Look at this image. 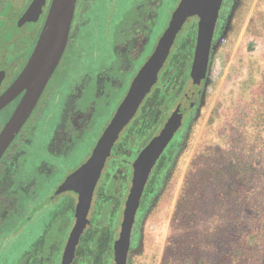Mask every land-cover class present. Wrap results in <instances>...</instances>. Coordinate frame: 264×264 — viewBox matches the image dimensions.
I'll return each mask as SVG.
<instances>
[{"label":"rangeland","instance_id":"374dc122","mask_svg":"<svg viewBox=\"0 0 264 264\" xmlns=\"http://www.w3.org/2000/svg\"><path fill=\"white\" fill-rule=\"evenodd\" d=\"M28 2L0 0V32L5 27H17V19ZM50 2L39 9L23 28L29 34V43L33 42L34 34L37 35L43 27ZM177 2L170 1L166 9L172 12ZM221 16V21L226 24L225 31L223 34L219 32L216 41L221 37L213 51L203 102H200L197 110H190V113L176 120L164 146L150 166L134 225L135 230L139 231L144 221L141 228L142 244L137 249L140 232L137 234L133 230L134 249L127 264H226L237 248L234 234L229 231L230 224L239 225L241 229L261 225V235L264 236V219L255 221L250 216L253 195L259 198L264 210V0H224ZM165 20L166 16L159 15L154 34L161 33L166 25ZM200 28L198 18L187 21L183 32L181 30L176 39L178 42L166 69V76L148 97L146 104L153 108L152 117H137L121 138H117L111 145L108 156L115 150L119 155L133 158L139 146L147 145L153 137L150 123L157 117V113L163 121L172 116L173 106L178 101L176 93L184 83L185 87L191 84L190 77L183 81L195 70ZM9 34H0V45L9 38ZM91 52L92 58L98 55ZM72 54L69 50L65 51L41 101L56 83L58 73L75 65L72 63ZM28 55L17 59L19 73L25 67ZM87 57L91 58L90 55ZM68 62L72 63L69 67L65 66ZM90 77L92 79L87 82L82 96L88 100L92 97L97 79L94 73H90ZM14 78L15 74L11 75L8 82ZM77 84L71 85L73 95L82 87ZM104 85L99 81L95 97L104 92ZM57 90L51 106L41 117L36 129L33 141L35 158L30 156L34 172L35 168L40 167L36 159L41 154L55 167L40 179L37 177L34 185L36 192H40L39 195L45 199L69 175V170L79 167L89 157L113 109L125 96V89L121 88L109 90L105 98H100L96 119H93L90 129L85 133L84 122L89 121L95 112V102L85 106L75 102L72 110L66 112V115H63L62 110L59 117V108L68 99V88L60 84ZM173 100V106L170 107L168 104ZM15 109V104L11 103L0 112V133ZM74 119L80 123L81 130L74 125ZM72 128L79 133L72 135L71 140L69 135L68 146H73L68 148L64 156L55 157L43 148L42 144H52L59 135L61 138L56 140V144L63 143V136L67 137ZM110 161L107 173V177H110L109 188L104 190L99 185L87 222L67 264H116L114 242L119 237L132 175L125 187L122 171L126 169L117 171V163ZM166 171L167 177L161 185L157 177L162 178ZM71 195L69 191L61 195L55 205L42 201L44 206L38 214L21 233L13 235L30 236L31 241V236L40 235L36 227H41V221H45L46 225L52 221L48 227L49 232H46L47 227L44 232L41 231L46 232L44 235L47 239L39 252L41 259L51 254L50 264H63L71 240L74 225L71 220L77 215L78 202L76 205H63V201L67 202ZM53 208L55 211L51 213L50 209ZM25 214L29 216L28 211ZM23 217L14 214L9 218L8 225L24 220ZM136 235L138 239L134 241ZM8 241L14 245L22 240L21 237H14L5 242V247ZM3 244L4 240L0 242V245ZM1 257L0 250V264L4 263ZM22 258L21 246L15 247L6 264H24ZM29 264L40 263L33 260Z\"/></svg>","mask_w":264,"mask_h":264},{"label":"flooded vegetation","instance_id":"af4514ba","mask_svg":"<svg viewBox=\"0 0 264 264\" xmlns=\"http://www.w3.org/2000/svg\"><path fill=\"white\" fill-rule=\"evenodd\" d=\"M31 1L32 0H29L23 12L19 15V18L17 19V27H16L17 30L20 29V27H22V25H19V19L27 9L29 4L31 3ZM170 1L172 0H77L74 16L71 22L68 42L62 54L63 57L65 55V51L67 52L69 50V52L70 51L73 52L71 57H73L72 63H75V65H71L72 63L70 64L69 62L65 64V66L67 65L69 67L71 65V67L65 71L61 70L60 73H58V76L55 80L56 83L52 86V89L48 92L46 98L43 101H41V97L47 87V84L49 83L59 63L62 60L61 57L56 69L54 70L46 86L44 87L30 115L28 116L24 124L21 126L19 131L16 133V135L14 136L8 147L5 149L2 156L0 157V242L4 240V244L0 245V250L2 255L1 258L4 261V263L2 264H6L8 256H10L12 254L13 249L18 246H21V251L23 254L22 260L23 262H25L24 264H29L33 260H36V262L38 260L40 264H44V262L46 264H50L51 254L50 257L46 255L45 258L41 259L39 252L41 246L44 244L45 239H47V237L44 234L46 232H49L48 227L52 221H48L47 225L45 221H41L40 222L42 224V225L40 224L41 227H36V230L40 231V235L37 234L31 236L32 237L31 241H29L30 236H24L22 234L18 236H13V235L14 234L17 235L21 233L22 230L32 221L33 217L36 214H38V212L44 206L43 205L44 202L42 201L46 200L47 202H51V204L54 203L55 205L56 203L59 202L58 200L56 201V199L61 195L67 193L68 191L72 192V195L68 196L69 198L67 202L63 201L64 203L63 205H65V203L67 205H69V203L71 204L74 203L76 205V203L79 201V194L74 190H67L56 194L58 187L62 184V182L66 178L59 183V186H57L54 189L55 191H53L52 194L49 195L48 198L46 199L45 197L44 198L41 197V194L39 195L40 192H36V189L34 188L37 177L38 179H40L42 175L49 173L50 170L52 171L55 168L53 163L46 156H43V154H41L36 159V162L40 163V167L35 168L36 170L34 172V168H31L33 161H30V156L35 158V151H34L35 149L33 148L34 146L33 141L35 140V134L37 132L36 129L41 120V117L46 112V110L51 106L50 104L51 100L53 99L55 91H58L57 90L58 86L60 84L61 85L63 84L65 86V89L68 88V93H67L68 99L63 105L60 106L59 117H61L62 115V110H63V115H66V112L72 110L73 103L75 104V102L80 106H85L90 104L92 105V101L95 102V106H94L95 112L91 115L89 121L84 122L85 126L83 127V129L86 130H83V132L86 133L90 129L93 119H96V110L98 104L100 103L99 99L102 98L103 96L105 98L107 94H109V90H117L121 88L125 89V96H126L133 80L135 79L141 68L144 66V64L149 60V58L154 53L160 38L162 37L165 30L169 26L174 10L176 9V7L178 6L181 0H178L177 6L172 12L166 9V4L169 3ZM48 3L49 0H47L46 4L43 7H45ZM163 6L165 7L164 11H163ZM49 7L47 9V13ZM47 13L45 15V18L43 19V25ZM159 15L166 16V20H165L166 25L164 29L161 31V33L154 34ZM190 18H198L199 20L198 16H193V17H189L187 21ZM221 19L222 16L220 10V15L216 25L213 44L216 43L219 36V32L223 34V32L225 31L226 24L224 21L222 22ZM187 21L185 22V24L187 23ZM184 26L181 29L182 32L184 30ZM42 28L43 27H41V30ZM11 30L12 27L9 28L5 27L3 31L0 32V34L7 35V33H9ZM41 30L38 33V37L40 35ZM181 30L179 31V33L181 32ZM179 33L177 34L176 39ZM25 34L24 35L22 34L21 39L18 38L11 39L10 41L5 40V42L0 45V70H3L5 72L4 78L0 83V96L13 84V82L20 75L19 73L20 68L16 65L17 59L20 56L22 55L24 56L27 53H29L28 57L30 58L35 48L36 43L33 46L32 51L30 53ZM176 39L173 46L171 47L168 57L166 58L164 64L162 65V67L158 72L157 82L152 86L151 90L147 93V95L141 102L135 116L120 132L118 139L121 138L124 131L133 123V121L137 117L143 116V119L145 117L148 119L152 117L153 108L151 107V105L147 106L146 103L148 97L163 81L164 76H166V69L172 58L174 47H176V44L178 42V40ZM91 51L98 53V55L92 58ZM87 55H90L91 58H88ZM136 66L137 68H135ZM24 68L25 67L23 66V69ZM90 73H94L97 79L94 89L92 91V97L88 100L82 98V96L84 91H86L87 82L90 79H92L90 77ZM14 74H15V78L12 81L10 80L11 82H8V78ZM189 77L192 84V78L190 73L187 79L184 80L183 82L187 81ZM99 81L105 84L104 92L95 97L96 92L98 91ZM6 82H8V84ZM73 83H78L77 84L78 86H82L74 95L71 94V85ZM185 86L186 84L184 83L181 89H179L178 92L176 93V99L178 100L176 105L173 106L175 100H173V102H169L168 105H170V107L173 106V110L171 114H173V112L177 109L183 98L188 95L190 91V86L189 87H185ZM25 92L26 89L20 92L6 106L0 109V112L11 103H14L15 108L17 109ZM204 92H205V88H203L202 91L199 93V96L195 100L194 104H192L188 109H186L182 113V115H185L186 113H190L191 112L190 110H197L198 105L202 100ZM125 96L121 98V101L117 103L118 105L115 106L116 108L113 109V112L110 115L111 118L109 119L107 124L103 127L99 137L96 138V141L94 142L92 149L90 151L89 157L91 156L99 138L101 137L105 128L108 126L109 122L111 121L117 108L119 107ZM169 117H167L166 120L163 121L160 118V114L157 113V117L150 123V125L152 126L151 129L153 133V137H151L152 139L154 138L155 135L158 136L161 133L165 123L168 121V119H170ZM74 121H75L74 125L76 126V128L80 129L79 128L80 123L77 122L76 119H74ZM71 132L69 131L67 137L63 136L65 140L63 141V143H60L59 145L56 144V140L57 139L60 140L61 138V135H59L58 138L52 144H47V145L42 144L43 148L46 149L47 152H49L51 155L55 157H57V155L64 156L68 152V148L70 147L68 146L70 145L68 143L69 135H71L70 137L71 140V138L73 137L72 135H77L79 133V131H77V129L75 128L74 129L72 128ZM151 138L150 141L152 140ZM72 146L73 145H71V147ZM145 147L146 145L145 146L140 145L138 148L139 150H137V153L133 158H128L119 155L115 150L111 152L112 155L108 156L105 165L102 169L99 181L95 187L94 196L100 184L102 185L103 188H105L104 190H107L109 188L110 177H107L108 175L107 173H108V168L111 164L110 160H113L114 162L117 163L116 165L117 171L118 170L122 171V169H126V171H122V176H123L122 183L126 187V184L128 180L131 178V175L133 179L134 162ZM88 158L84 162H86ZM53 160L54 159H52V161ZM77 168L73 170L72 169L69 170L68 174H71ZM167 174L168 172L162 178L160 176L157 177V179L160 180L161 185H163L164 183L163 181L164 179H166ZM129 189H131V187ZM72 197L74 198V200H72ZM26 211L29 212V216L25 214ZM53 211H55L54 208L50 209L51 213ZM14 214H19L22 217L24 215L25 216L23 217L24 220L18 223H13L11 225H8L9 218ZM72 222H74L75 225L76 222L75 216L71 220V223ZM141 228L139 230L140 232L139 239L141 237ZM45 230L46 232L43 233ZM133 230L136 231L135 228H133ZM132 236H133V231H132ZM14 237L16 239L21 237L22 240L21 243H16L12 245L11 241H8L7 246L5 247V242H7V240H10ZM136 239H138L137 235L134 241H136ZM131 245L132 246L129 255L132 253L134 249L132 243ZM53 257L56 256L54 255Z\"/></svg>","mask_w":264,"mask_h":264},{"label":"water","instance_id":"95a60500","mask_svg":"<svg viewBox=\"0 0 264 264\" xmlns=\"http://www.w3.org/2000/svg\"><path fill=\"white\" fill-rule=\"evenodd\" d=\"M224 0H181L173 12L169 26L159 40L152 56L141 68L133 80L128 93L117 108L114 116L99 138L91 156L86 162L69 174L58 187L56 194L74 190L79 194L76 222L71 231V240L65 251L63 264L71 258L76 240L82 232L92 206L95 187L108 158L110 147L120 132L135 116L141 102L157 82L158 72L164 64L173 46L176 36L189 17L198 16L201 25L200 45L195 61V70L191 73L192 84L187 96L183 98L173 112L161 133L154 137L141 151L134 162L132 186L125 202L119 237L114 242L116 264H127L132 243V231L136 222L141 194L147 180L150 166L176 120L188 109L208 83L209 66L213 51L219 41L213 44L217 21ZM47 0H32L19 19V25L32 18ZM77 0H52L43 28L35 48L18 78L0 96V109L6 106L20 92H26L16 111L0 133V157L16 133L24 124L40 97L48 80L56 69L66 48L71 22ZM5 72L0 70V83ZM204 94L201 102H203ZM144 221L142 222L143 227ZM142 231V229H141ZM142 244V235L138 247Z\"/></svg>","mask_w":264,"mask_h":264},{"label":"trees","instance_id":"16d2710c","mask_svg":"<svg viewBox=\"0 0 264 264\" xmlns=\"http://www.w3.org/2000/svg\"><path fill=\"white\" fill-rule=\"evenodd\" d=\"M23 22L20 27V29H12L9 33V38L12 39H21L22 34L24 35L25 32L23 31V28L27 24H29L30 20ZM21 30V31H20ZM5 35V34H4ZM29 34H25V37L28 42L29 51L31 53L33 46L36 43L38 34H34V39L32 43H29ZM7 38L6 40L8 41ZM255 194V193H254ZM253 201H252V210L250 211V216L253 220L259 221L264 219L262 209L261 201H259V198L256 195H253ZM242 230V231H241ZM229 231H232L234 234V239L237 242V248L234 252V255L231 257V260L226 264H264V244H263V235H261L262 232V226L258 225L256 226H250L249 228L241 227L239 225L236 226V224H230ZM137 234L139 231H136Z\"/></svg>","mask_w":264,"mask_h":264}]
</instances>
